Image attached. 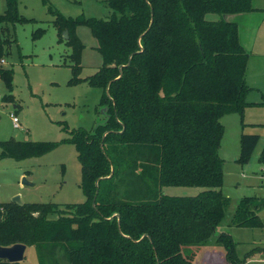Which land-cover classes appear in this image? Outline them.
Wrapping results in <instances>:
<instances>
[{"label":"trees","instance_id":"trees-1","mask_svg":"<svg viewBox=\"0 0 264 264\" xmlns=\"http://www.w3.org/2000/svg\"><path fill=\"white\" fill-rule=\"evenodd\" d=\"M43 2L60 39L72 48L68 82L101 87L107 114L92 128L69 129L70 136L59 140L0 139V157L17 159L73 143L86 196L65 208L54 201H0V245H40V264H192L195 252L185 247L213 240L230 203L222 188L221 117L239 112L244 125L246 106L257 103L247 99L253 87L239 23L226 14L256 7L252 0H105L112 8L105 18L66 15ZM6 3L0 60L16 40L10 24L35 20L20 12L19 0ZM210 12L220 16L208 18ZM79 25L90 27L103 56L87 76L81 75L85 43ZM44 31L37 28L34 37ZM0 75L9 88L4 99L13 100L14 68L0 64ZM259 140V133L242 132L237 160L248 162ZM259 160L264 163V148ZM166 185L204 188L177 195L165 192ZM261 206L258 196H243L232 223L264 226ZM216 239L225 245L227 261L200 264H259L239 257L231 232ZM0 264L27 263L0 258Z\"/></svg>","mask_w":264,"mask_h":264},{"label":"rangeland","instance_id":"rangeland-1","mask_svg":"<svg viewBox=\"0 0 264 264\" xmlns=\"http://www.w3.org/2000/svg\"><path fill=\"white\" fill-rule=\"evenodd\" d=\"M55 9L66 15H86L109 17L112 8L105 0H49ZM7 6L0 0V11ZM19 10L35 20L17 22L16 40L9 45V51L0 64L14 68L13 100L4 99L9 92L0 75V139L12 136L18 139H62L70 136V130L84 126L92 128L106 118V107L100 104L102 88L90 85L87 81L70 84L72 76L70 53L72 48L61 40L55 17L43 0H19ZM241 13V12H240ZM220 14L210 12L208 18H218ZM248 14L228 13V19L240 24V39L249 52L246 79L253 88L248 94L249 104L245 108L243 121L239 112L226 113L221 117L225 125L221 140L220 155L224 158L223 191L230 203L226 215L218 225L215 235L206 244L189 245L184 251L195 252L192 264L226 262V248L217 241L221 231L231 232L237 241L240 258L248 263L264 264V226L249 227L232 223L231 219L239 200L245 195H256L262 201L259 214L264 222V163L259 155L264 148V32L253 36L254 28L246 22ZM241 17L247 18L245 21ZM43 27L45 31L34 37V31ZM259 31V30H258ZM77 33L85 43L81 54L83 65L81 75L94 73L103 62L97 49L98 39L87 25H79ZM63 34V32H62ZM69 34V31H68ZM65 39V38H64ZM17 109V111H16ZM20 118L16 127L11 113ZM68 125V129L64 125ZM242 132L260 134V140L250 160L241 163L240 154ZM2 147L0 146V153ZM26 177L31 183H24ZM81 163L73 143L64 142L55 149L42 154L17 159L12 156L0 157V201H9L17 194L24 202L54 201L66 207V203L80 202L86 196L80 187ZM200 185H166L169 194L189 195L200 192ZM41 246L27 245V264H40ZM250 252L247 255V252ZM185 252V253H186Z\"/></svg>","mask_w":264,"mask_h":264},{"label":"water","instance_id":"water-1","mask_svg":"<svg viewBox=\"0 0 264 264\" xmlns=\"http://www.w3.org/2000/svg\"><path fill=\"white\" fill-rule=\"evenodd\" d=\"M63 36L65 38L69 37L67 29L63 31ZM121 66L122 65H120V67ZM23 182L31 183L26 177H23ZM12 200L20 204L24 203L20 194L15 195ZM26 248L27 244L24 242H16L11 245H0V258L7 259L9 261H22L25 257Z\"/></svg>","mask_w":264,"mask_h":264},{"label":"crops","instance_id":"crops-1","mask_svg":"<svg viewBox=\"0 0 264 264\" xmlns=\"http://www.w3.org/2000/svg\"><path fill=\"white\" fill-rule=\"evenodd\" d=\"M252 2H253V5L256 7V9H254L252 11H248V12H243L245 14H248L249 16H248V19L245 17H241V19L244 21L247 19L246 22L249 24V26L251 25L250 28H254L252 35L257 36L261 32L262 33L264 32V0H252ZM239 14H242V12ZM239 26H240V24H239ZM262 35L264 36V34H262ZM262 35L260 34V36H262ZM16 111H17V109H16Z\"/></svg>","mask_w":264,"mask_h":264},{"label":"built area","instance_id":"built-area-1","mask_svg":"<svg viewBox=\"0 0 264 264\" xmlns=\"http://www.w3.org/2000/svg\"><path fill=\"white\" fill-rule=\"evenodd\" d=\"M4 60V59H3ZM11 115H12V118H13V122H14V125L16 126V127H19L20 126V118H19V115L15 112V111H13L12 113H11Z\"/></svg>","mask_w":264,"mask_h":264}]
</instances>
